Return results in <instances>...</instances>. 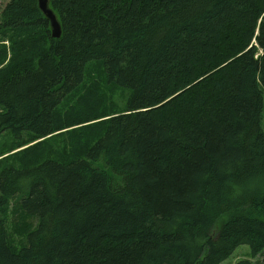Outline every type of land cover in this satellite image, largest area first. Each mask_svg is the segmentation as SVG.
<instances>
[{"label":"trees","instance_id":"obj_1","mask_svg":"<svg viewBox=\"0 0 264 264\" xmlns=\"http://www.w3.org/2000/svg\"><path fill=\"white\" fill-rule=\"evenodd\" d=\"M48 6L58 38L38 0L0 11V264L263 254L264 0Z\"/></svg>","mask_w":264,"mask_h":264},{"label":"rangeland","instance_id":"obj_2","mask_svg":"<svg viewBox=\"0 0 264 264\" xmlns=\"http://www.w3.org/2000/svg\"><path fill=\"white\" fill-rule=\"evenodd\" d=\"M9 0H0V11L1 9L4 7V5L8 2ZM91 67V65H90ZM91 74H92V79H95V83L96 85L100 88L99 91H102L105 96L103 97L104 100V111L107 107L108 110H110V106L112 105L113 101H114V97L115 95L119 92V88L117 86H111L108 85L105 80H104V75H105V71H103V67L101 66L100 63H96L95 67H91ZM118 106V105H117ZM109 113V112H108ZM262 127L264 129V108L262 110ZM107 118L109 116H106ZM96 121V120H95ZM7 138L4 136V134L0 135V142H6ZM12 199L14 200V197H12ZM13 206L11 205L9 207L8 210L12 211ZM17 213L9 216L8 222H7V227H8V232L11 235L15 236V243H17L16 245H19L20 240V236L18 235V228H20L21 226V221L17 220L18 216L16 215ZM6 217H8V214L6 215ZM32 220V222H31ZM26 222H28L29 224H34L35 220L32 219H27ZM33 226V225H32ZM20 240V241H19ZM250 260L251 262H253L254 264H261V261H264V253L257 256L255 259H251L250 257V249L249 246L246 244H241L238 245L235 250L233 251V253L226 258L225 260H223L221 262V264H236L241 260Z\"/></svg>","mask_w":264,"mask_h":264},{"label":"water","instance_id":"obj_3","mask_svg":"<svg viewBox=\"0 0 264 264\" xmlns=\"http://www.w3.org/2000/svg\"><path fill=\"white\" fill-rule=\"evenodd\" d=\"M38 7L43 12L45 17L49 20L52 36L59 37L60 36V24L54 12L48 6V0H38Z\"/></svg>","mask_w":264,"mask_h":264},{"label":"bare ground","instance_id":"obj_4","mask_svg":"<svg viewBox=\"0 0 264 264\" xmlns=\"http://www.w3.org/2000/svg\"><path fill=\"white\" fill-rule=\"evenodd\" d=\"M43 13V12H42ZM45 16V15H44ZM56 16V15H55ZM57 18V17H56ZM58 20V19H57ZM59 22V21H58ZM50 24V23H49ZM60 24V23H59ZM51 30V28H50ZM52 35V34H51ZM60 35H61V27H60ZM53 37V36H52ZM60 37V36H59ZM53 38H58V37H53Z\"/></svg>","mask_w":264,"mask_h":264}]
</instances>
